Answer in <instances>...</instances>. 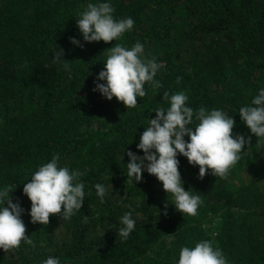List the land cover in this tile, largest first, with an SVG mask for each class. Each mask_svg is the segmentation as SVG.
<instances>
[{
    "label": "trees",
    "instance_id": "1",
    "mask_svg": "<svg viewBox=\"0 0 264 264\" xmlns=\"http://www.w3.org/2000/svg\"><path fill=\"white\" fill-rule=\"evenodd\" d=\"M89 2L96 0H0V185L11 187L13 203L32 173L54 155L60 166L88 173L94 184L127 178L129 161L123 157L140 152L136 144L148 120L156 108L169 106L162 100L165 91H184L194 111L222 110L234 120L232 134L250 141L227 179L210 173L200 178L198 166L177 156L181 180L201 196L195 216L174 217L172 210L155 216L147 189L130 184L126 204L142 198L136 210L148 219L165 218L160 226H136L121 239L122 211L106 198L100 203L94 191L69 220L50 215L47 225L33 224L30 208L24 210L25 236L39 243L64 226L70 243L63 253L44 258L57 257L60 264H175L181 247L205 239L222 250L228 264H264V138L251 134L238 113L264 88V0H111L114 18L131 17L134 25L107 44L85 43L79 33L75 20ZM137 41L162 63L155 77L162 87L145 84L146 96L127 110L94 92V80L114 43L130 48ZM57 50L68 70L52 62ZM214 219L219 222L212 239L204 225ZM107 221L109 232L96 238L94 228ZM17 249L24 264H31L25 257L30 245L21 242Z\"/></svg>",
    "mask_w": 264,
    "mask_h": 264
},
{
    "label": "clouds",
    "instance_id": "2",
    "mask_svg": "<svg viewBox=\"0 0 264 264\" xmlns=\"http://www.w3.org/2000/svg\"><path fill=\"white\" fill-rule=\"evenodd\" d=\"M114 11L111 0L87 3L75 20L83 42L103 41L107 44L121 40L126 32L131 31L134 20L131 17L115 19ZM70 43L82 47L76 38H70ZM107 52L103 70L96 76L93 88L103 98L108 101L115 98L128 110L138 107V98L146 96L145 84L152 89L162 87L155 77L163 65L155 57L145 54L141 42L137 41L130 48L114 43ZM52 56L53 63L69 69L67 61L62 59V51L57 50ZM188 99L184 91L171 95L167 91L163 93L162 100L169 106L155 109V118L148 120L136 144L143 156L128 151L129 162L125 165L127 182L138 183L142 172H147L162 183L167 201L170 197L169 203L177 212L183 216H195L202 203L201 196L194 194L191 188L185 191L177 156L186 158L191 166H198L200 178L210 173L216 178L227 179L229 170L241 159V150L249 143L250 137L233 135L234 120L222 110L200 107L194 111L187 106ZM238 113L251 134L258 140L264 138V88L258 90L250 104L240 107ZM58 161V156H52L23 184V195L31 202L28 215L33 224L47 225L50 215L69 220L81 210L85 200L84 185L80 182L82 173L60 166ZM94 188L100 203H104L108 188L101 183H96ZM10 192L12 195L10 186L0 185V250L3 252L18 248L21 242L32 244L30 237L25 236L21 219L24 209L18 202H12ZM124 207L129 211L119 218L118 235L126 240L135 230L136 220L133 218L135 210L129 205ZM166 208L167 205L165 215ZM41 264H60V260L49 256ZM175 264H228V261L218 246L205 239L194 246L181 247Z\"/></svg>",
    "mask_w": 264,
    "mask_h": 264
},
{
    "label": "rangeland",
    "instance_id": "3",
    "mask_svg": "<svg viewBox=\"0 0 264 264\" xmlns=\"http://www.w3.org/2000/svg\"><path fill=\"white\" fill-rule=\"evenodd\" d=\"M138 156H143V153L136 152L135 153ZM123 159H127V155L123 157ZM82 173L80 177V182L83 183L84 185V190H86L85 194L89 195L90 193L95 191L94 188V183L91 177H89L88 173L81 172ZM126 175V174H125ZM123 178V179H122ZM122 181L117 182V181H112L108 182L104 181L102 179L100 182L101 184H104L108 188V192L106 195V200L109 204L110 207L112 208H117L122 211L121 216L129 211V208L124 207L126 204L127 200V190L126 187L127 185H135L139 184L141 185L144 189L145 196L148 198L152 199V203L154 204L156 215H160L161 213L165 212V205H167L166 211L167 210H172V216L178 217L181 216L182 214L177 212L174 208L173 205H171L169 202H171V198L168 197L169 202L167 201V194L165 191L162 189V183L159 182L155 176L148 174L147 172H142V179L140 182H133L129 183L127 182V178L122 177ZM151 180L150 182L148 180ZM244 180L245 182L248 181L246 173L244 174ZM183 186L185 191L189 190L188 188V182H185L184 180ZM149 183L151 185H149ZM150 187V188H149ZM142 201V198H135V200L132 201L131 208H133L135 211L133 212V218L136 220V226L137 227H142V226H160L165 218L162 219H148L141 212L136 210L135 207H139L140 203ZM17 202L20 204V206L24 210H28L31 207V202L28 200V198L25 195H21L17 198ZM115 212H119L116 211ZM109 220V219H108ZM218 219H214L212 223L204 225V232L206 235L214 239L217 234V227H218ZM107 226H97L94 229H96L93 232V235L96 236V238H102L104 237L108 232L111 227V222L107 221ZM71 239V233L61 224L54 227L52 232L48 234L44 239L40 240L39 243H32L30 245V250L25 251V257L32 259L31 264H41V261L44 260L46 255L52 254L56 251H63L66 249L67 245L70 243ZM212 241V240H211ZM172 239L168 238L166 239L164 245L165 247H169L171 245ZM21 254H18V249L10 250L8 252H3L0 250V262H3L5 264H24L25 261L21 260Z\"/></svg>",
    "mask_w": 264,
    "mask_h": 264
}]
</instances>
